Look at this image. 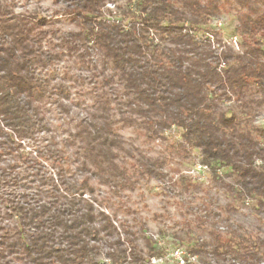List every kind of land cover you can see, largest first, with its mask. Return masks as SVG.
<instances>
[{
  "label": "trees",
  "instance_id": "1",
  "mask_svg": "<svg viewBox=\"0 0 264 264\" xmlns=\"http://www.w3.org/2000/svg\"><path fill=\"white\" fill-rule=\"evenodd\" d=\"M108 1L71 0L78 30L60 45L81 57L96 50L114 69L105 80L112 89L96 90L68 138L52 134L38 153L26 141L49 132V100L72 112V90L37 71L62 53L44 49V17L16 14L0 0V264H151L161 255L148 239L144 251L136 232L102 209L107 197L95 196L96 185L117 195L133 190L164 163L126 147L122 126L151 142L176 127L180 144L197 149L217 180L226 169V186L264 206V126L256 123L264 110V0H138L124 12L129 24L107 17ZM231 13L237 49L211 26ZM209 234L211 243L191 248L201 264L212 256L264 263V238L244 226Z\"/></svg>",
  "mask_w": 264,
  "mask_h": 264
},
{
  "label": "rangeland",
  "instance_id": "2",
  "mask_svg": "<svg viewBox=\"0 0 264 264\" xmlns=\"http://www.w3.org/2000/svg\"><path fill=\"white\" fill-rule=\"evenodd\" d=\"M137 1L109 0L111 12H107V17L110 20H124L129 24L131 19L125 17L124 12L136 9ZM2 2L16 14L38 13L44 17V28L50 31L44 49L52 52L61 50L62 53L54 63L39 67L37 71L53 82L64 80L72 90V112L60 110L55 102L49 100L45 107L49 132L37 134L32 143L26 141L25 145L39 153L45 150V144L51 141L52 134L59 143L68 138L69 131L74 129L78 119L92 109L96 90L111 91L112 85L106 84L105 80L114 69L104 65L96 50H90L91 54L81 57L80 53H69L67 48L60 45L63 35L78 30L67 11L71 0ZM236 25L235 13L216 16L211 21L213 30L220 33L223 42L235 49V42L239 38ZM256 123L264 126V110L260 112ZM120 133L126 147L137 156L161 158L164 163L156 164L157 170L153 175L140 178L133 190L126 189L117 195L106 186L96 185L95 196L107 197L102 209L112 216L118 226L126 224L135 231L144 251L148 249L145 239L151 240L158 248L161 255L152 257L151 264H181L179 256H184L185 264H201L202 255H193L191 248L197 242L211 243L210 229L227 232L230 229L237 230L242 225L252 234L264 238V206L260 207L255 199L248 196L242 199L236 189L226 186L225 183H232V176L226 169L218 171L217 174L223 180H217L209 168L200 164L202 159L197 149L180 144L179 129L174 127L167 131V140L158 139L154 142L146 140L144 135L131 126H122ZM103 251L101 260L109 261L106 250ZM208 260L210 264L223 262L213 256ZM228 262L238 264L232 259Z\"/></svg>",
  "mask_w": 264,
  "mask_h": 264
},
{
  "label": "built area",
  "instance_id": "3",
  "mask_svg": "<svg viewBox=\"0 0 264 264\" xmlns=\"http://www.w3.org/2000/svg\"><path fill=\"white\" fill-rule=\"evenodd\" d=\"M177 254H178V252H177ZM179 258H180L181 264H185L186 260H185L184 256H179Z\"/></svg>",
  "mask_w": 264,
  "mask_h": 264
}]
</instances>
